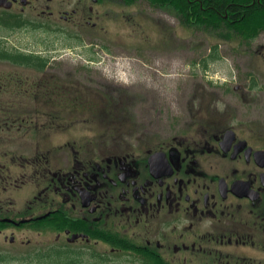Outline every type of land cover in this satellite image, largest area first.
<instances>
[{"label":"flooded vegetation","instance_id":"af4514ba","mask_svg":"<svg viewBox=\"0 0 264 264\" xmlns=\"http://www.w3.org/2000/svg\"><path fill=\"white\" fill-rule=\"evenodd\" d=\"M82 1V8L64 12L61 19L76 24L74 18L81 16L90 30L118 20V0ZM169 1L150 3L169 6ZM58 7V0H0V63L46 70L51 57L27 50L21 41L28 34H57ZM8 77H0L5 93L11 89L5 85ZM4 99L0 264H106L117 255L142 264H264V126L250 119L247 102L232 104L235 112L208 121L184 119L187 124L143 154L120 146L118 160L79 162L65 189L54 188L53 197L41 190L32 201L30 193H15L19 179L7 163L26 158L8 159L6 145L11 120H25L22 128L28 119L19 116L25 111L12 113ZM11 114L18 115L11 119ZM32 233L36 243L24 239Z\"/></svg>","mask_w":264,"mask_h":264},{"label":"rangeland","instance_id":"374dc122","mask_svg":"<svg viewBox=\"0 0 264 264\" xmlns=\"http://www.w3.org/2000/svg\"><path fill=\"white\" fill-rule=\"evenodd\" d=\"M150 1L118 0L116 23L90 30L81 16L74 18L76 24L61 19L64 12L82 8V0H58L59 32L28 34L21 41L27 50L51 57L48 68L36 73L0 63V77L8 74L5 85L11 88L7 94L0 88V102L9 97L4 100L11 112L25 111L19 116L28 119L22 128L25 120H11L6 143L8 159L26 158L6 161L19 179L16 194L25 191L34 201L44 190L53 197L54 188L65 189L68 173L79 162L118 160L120 146L143 154L164 134L187 124L184 119L219 118L235 112L232 104L238 102H247L250 119L264 126V31L248 42L225 24L188 22L170 3ZM37 159L42 165L35 169ZM24 239L39 240L34 233ZM122 256L106 264H142Z\"/></svg>","mask_w":264,"mask_h":264},{"label":"trees","instance_id":"16d2710c","mask_svg":"<svg viewBox=\"0 0 264 264\" xmlns=\"http://www.w3.org/2000/svg\"><path fill=\"white\" fill-rule=\"evenodd\" d=\"M133 2L134 0H124ZM164 1V0H161ZM171 6L181 9L187 21L195 20L206 26L233 29L248 42L264 31V0H170ZM44 66V62H42Z\"/></svg>","mask_w":264,"mask_h":264}]
</instances>
